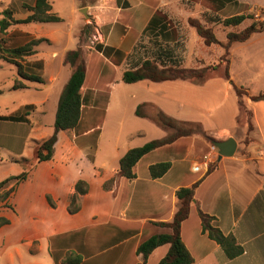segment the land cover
I'll return each instance as SVG.
<instances>
[{
	"label": "crops",
	"instance_id": "0c3cea01",
	"mask_svg": "<svg viewBox=\"0 0 264 264\" xmlns=\"http://www.w3.org/2000/svg\"><path fill=\"white\" fill-rule=\"evenodd\" d=\"M35 1L0 0V13L10 9L15 20H25L31 12L24 6H33ZM77 2L78 8L71 7L68 17L54 8L52 12L79 31L93 25L96 34L81 44L86 64L81 118L74 129L58 133L49 161L38 162L36 149L54 133L52 115L72 70L64 64L68 51L56 63L59 52L45 54L40 45L53 46L62 34L56 29L42 30L57 23L16 24L5 34L0 32V56L2 51L43 39L36 53L22 62L26 73L42 82L26 81V89L13 90L16 67L0 82V96L17 97L0 107V116L17 119L0 120V184L27 174L0 189V197L13 189L0 200V218L9 221L0 227V264H158L169 245L156 248L146 261L138 248L152 236L170 232L158 224L173 220L179 206L176 192L197 183L189 217L181 225L193 264H264V101L244 96L241 107L230 83L250 95L264 93V31L230 47L229 79L223 64L211 70L212 76L199 80L122 81L125 71L139 68L145 60L193 70L218 64L226 50L206 45L190 21L212 29L224 43L228 33L250 26L254 14L263 15L264 0ZM236 16L250 18L237 27L223 26L222 21ZM13 27L18 31L10 36ZM74 36L77 48L79 34ZM212 46L218 51L213 52ZM4 64L10 63L0 60V70ZM239 72L245 74V82L238 81ZM220 88L225 97L232 94L233 98L224 115L227 124L208 129L203 117L209 118L212 112L205 113L204 106L214 99L216 90L221 93ZM31 89L39 96L30 98ZM139 106L142 116L136 113ZM244 109L251 112L252 130ZM158 110L178 121L199 123L216 141L233 138L237 142L234 156L218 160L213 143L193 135L145 155L133 169V180L119 176L121 158L151 141L144 137L156 124L152 117ZM49 111L53 114L48 120ZM163 132L160 139L172 134L171 130ZM208 154L214 156L210 163L205 161ZM163 162L171 164L169 171L152 179L150 166ZM211 165L214 168L208 172ZM111 180L112 189H104ZM79 181L87 183L88 191L79 196L77 212L70 213ZM199 211L213 217L212 225L224 235L234 237L240 255L228 258L203 232Z\"/></svg>",
	"mask_w": 264,
	"mask_h": 264
},
{
	"label": "trees",
	"instance_id": "16d2710c",
	"mask_svg": "<svg viewBox=\"0 0 264 264\" xmlns=\"http://www.w3.org/2000/svg\"><path fill=\"white\" fill-rule=\"evenodd\" d=\"M31 12V15L25 20H15L13 18V11L8 9L0 13V32L5 34L6 31L16 24H29V23H55L61 21V18L53 14V7L49 0H36L33 6H24ZM249 16H236L222 21L224 27H237L242 24ZM190 24L197 31L199 37H201L204 43L208 46L219 45L226 50V55L223 56L218 64L202 68L199 70L182 69L178 67H167L157 64L153 60H145L142 65L137 69H131L124 72L122 81L125 84H136L142 81H150L154 83H161L166 81L175 80H199L204 79L207 73L211 70H215L225 64V77L229 79V60L228 50L235 43H243L249 40L254 34L264 31V13L259 20L254 21L250 26L241 31H233L227 34L226 42H220L214 31L205 27L198 21L191 20ZM88 30V29H87ZM86 30V31H87ZM43 42V39H35L28 42L26 45L16 48H10L6 51H2L4 55L0 56V60H5L8 63L14 65L17 68L18 78L15 79L13 90L26 89V81L30 82H42V79L36 75L26 73L25 67L22 64L27 57H30L36 53L35 47ZM96 49L103 54H107L106 49L101 45H96ZM64 64L68 65L71 70V76L64 87L61 96L58 101L57 111L54 121V133L53 135L38 143L36 154L38 162L49 161L54 155V146L57 142V135L60 131L74 129L81 118L83 99L81 95V88L84 84L86 77V64L83 58L81 45L70 50L65 54ZM237 96L239 97V104L243 107V97L248 96L245 90L237 87L230 81ZM1 93V92H0ZM251 101L258 102L264 101V93H260L257 96H250ZM244 108V107H243ZM142 106L137 109V116H142ZM245 110V109H244ZM247 115V123L249 130H252L250 121L251 112L245 110ZM0 120H13L17 119L0 116ZM152 120L163 129L171 130L172 134L169 136L152 140L145 145L137 148L130 149L120 160L119 176L128 180L135 178L134 167L135 165L150 152L169 145L176 140L183 137H190L193 135H200L205 139L215 142L216 140L208 136L202 129L199 123L194 122H182L178 121L162 111L158 110L152 117ZM171 167L169 162L157 163L151 165L149 168L150 176L152 179H159L165 175ZM214 165H211L208 172L212 171ZM27 176L26 173L21 174L18 177H13L0 184V189L4 188L12 180H23ZM114 185V180H111L104 185V189L111 190ZM198 183L192 187L181 188L176 192V197L179 201L178 209L170 223H159L158 225L170 230L168 233H162L152 236L147 241L143 242L139 248L138 253L142 255L144 261L149 255L158 247L163 245H169V251L166 256L158 264H193L194 258L186 248L181 237V225L189 217L191 205L195 196V190ZM76 194L71 198V204L69 207L70 213H75L78 210L79 196L84 195L88 191V185L85 181H79L76 184ZM13 189H10L4 193L1 199L8 197ZM199 216L202 221L203 232L207 233L209 238L217 242L221 248L225 251L228 258L232 259L242 253L241 248L236 244L233 236L224 235L221 230L212 225L213 217L203 214L199 211ZM9 224V221L5 218H0V227ZM76 260L74 262H78ZM67 262H71L70 260Z\"/></svg>",
	"mask_w": 264,
	"mask_h": 264
},
{
	"label": "rangeland",
	"instance_id": "374dc122",
	"mask_svg": "<svg viewBox=\"0 0 264 264\" xmlns=\"http://www.w3.org/2000/svg\"><path fill=\"white\" fill-rule=\"evenodd\" d=\"M49 2L52 4L54 10H56L61 15H64L65 17L69 16L71 7L75 6L76 8H78L77 0H49ZM260 17H261V15L259 14V18L257 20H259ZM253 19H254V21H256L255 14L253 15ZM55 23H57V24L50 25V26L49 25L44 26V28L42 30L44 32L46 30L48 32H50L53 29H56V30H58L59 33L62 34V37H59L53 46H49L46 43H42L40 45V49L45 54L50 52L51 50H57L59 52V58L56 60V63L60 62V59H62L64 57L65 51H70V50L76 49V45L74 44V42H75V36L74 35L75 34H79L80 45L82 43L84 44L86 42L89 43V41L93 40L94 34H96V31H95L93 25H89L87 27L88 30L87 29L84 30V29H82L83 27H81V29L79 31L78 26H76L74 28H72V27L70 28V24L67 20L64 22L59 21V22H55ZM79 25H81V24H79ZM11 31H13V32L10 34V36H14V34L17 33L18 29L16 27H13ZM221 33H222L221 31H218L217 35L220 37ZM68 36H69V38H68V40H66ZM211 49L213 52H217L219 48H217L216 46H212ZM2 63L3 62H1V64ZM4 65H5V67L0 70V82L6 80L7 77L11 75L10 69H13L16 72V68L14 65H12V64L11 65L10 64H4ZM67 69H69V68L67 67ZM238 74H239V77L237 78L238 81L239 82H242V81L245 82L246 81L245 74H243V76L240 75V72ZM209 76H212V71H209L207 73V75L205 76V78H207ZM220 91H221V93L218 95L217 90H216V94H215L214 99L212 101H207L205 103V106H204L205 113L207 110L212 112V114L209 118L205 119V117H203V120H205V124L207 123L206 127L208 129H213L215 127L220 128L221 126H225V124H227L225 121L224 115H225V112L226 111L228 112V110L230 109V107H231L230 105H231L233 98L231 97L232 94L229 95V98L225 97V94H224L225 91L221 90V88H220ZM25 93H27V92H25ZM29 93H30V98H34V96H39V93L35 92V90L33 91V89H31ZM231 93H232V91H231ZM12 95H15V94H5L4 96H0V107H4L5 105H9L13 98L14 99L17 98V97L12 96ZM257 95L258 94H256V95L248 94V96H245V97L249 98L250 96H257ZM51 113L52 112L49 111L48 120L51 118V115L53 114V113L52 114ZM54 116L55 115L53 114L52 115L53 119H54ZM244 116H245L244 119H246L247 118L246 113ZM155 125L153 124L152 130H150L148 132V135H146V137H144V139L152 141V140L160 139V137L164 136V134H165L163 132L164 129L162 127H159L158 125L156 127ZM5 126L6 125L3 124V126H1V127L5 128ZM3 133H5V132H3ZM207 141L211 144L213 143L212 141H209V140H207ZM10 203H12V201Z\"/></svg>",
	"mask_w": 264,
	"mask_h": 264
},
{
	"label": "water",
	"instance_id": "95a60500",
	"mask_svg": "<svg viewBox=\"0 0 264 264\" xmlns=\"http://www.w3.org/2000/svg\"><path fill=\"white\" fill-rule=\"evenodd\" d=\"M213 145L218 150V160L223 157H233L237 150V142L233 138L225 141H215Z\"/></svg>",
	"mask_w": 264,
	"mask_h": 264
},
{
	"label": "built area",
	"instance_id": "2783aa9c",
	"mask_svg": "<svg viewBox=\"0 0 264 264\" xmlns=\"http://www.w3.org/2000/svg\"><path fill=\"white\" fill-rule=\"evenodd\" d=\"M255 18L258 19L259 18V15L258 14H255ZM213 154H208L205 156V161L206 163H210L213 159Z\"/></svg>",
	"mask_w": 264,
	"mask_h": 264
}]
</instances>
